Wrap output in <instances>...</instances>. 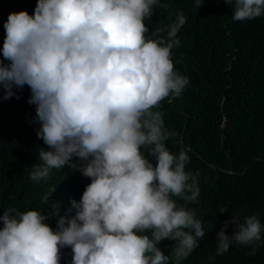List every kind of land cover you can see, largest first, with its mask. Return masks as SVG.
I'll use <instances>...</instances> for the list:
<instances>
[{"label": "clouds", "instance_id": "9594fccd", "mask_svg": "<svg viewBox=\"0 0 264 264\" xmlns=\"http://www.w3.org/2000/svg\"><path fill=\"white\" fill-rule=\"evenodd\" d=\"M157 2L37 0L33 15H8L0 52L10 63L0 62V87L8 99L13 87L29 86L28 103L40 124L36 135L48 146L40 150L43 165L33 168L31 179H47L50 169L67 164L91 182L79 202L70 201L75 214L58 219L55 231L44 222L50 213L5 210L0 264H60L63 247L72 250L71 264H168L157 247L162 240L175 242L179 262L205 237L204 222L187 206L198 203L199 173L185 170L187 149L173 154L165 146L177 133L164 127L157 110L189 83L171 56L186 18L177 16L167 39H148L144 21ZM225 3L233 5L236 21L264 15V0ZM230 224L232 235L226 234ZM262 231L255 215L243 223L225 220L216 233V255L234 243L258 247Z\"/></svg>", "mask_w": 264, "mask_h": 264}, {"label": "trees", "instance_id": "16d2710c", "mask_svg": "<svg viewBox=\"0 0 264 264\" xmlns=\"http://www.w3.org/2000/svg\"><path fill=\"white\" fill-rule=\"evenodd\" d=\"M36 3L0 0V49L8 15L20 11L33 15ZM201 3L197 8L195 0H158L144 21L149 28L146 37L156 40L167 39L179 14L186 18L171 56L175 71L189 83L179 97L165 99L157 110L163 113L164 127L177 133L165 146L173 154L187 149L190 162L185 170L199 173L198 203L187 206L195 209L205 229V237L187 259L175 260L174 241L164 239L157 247L169 257L168 264H264V231L258 247L234 243L216 255V233L225 220L233 217L243 223L255 215L264 225V15L236 21L233 5L225 0ZM160 28L163 33L157 31ZM0 62L10 63L2 52ZM12 91L14 95L5 99L0 87V215L10 208L50 213L44 222L55 231L58 219L75 214L70 201L79 202L91 180L67 164L50 169L47 179H31L33 168L43 165L40 150L47 151L48 146L36 135L40 124L35 105L28 103L31 89L25 84ZM71 162L78 160L73 157ZM220 207L228 211L221 214ZM234 230L230 224L226 234ZM254 248L255 254H250ZM72 255L70 247L61 248L60 264H71Z\"/></svg>", "mask_w": 264, "mask_h": 264}]
</instances>
